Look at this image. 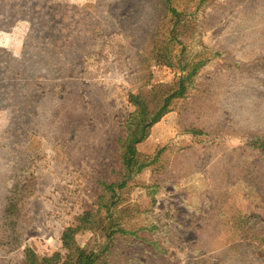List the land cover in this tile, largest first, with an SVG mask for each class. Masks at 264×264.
Here are the masks:
<instances>
[{"label": "rangeland", "instance_id": "374dc122", "mask_svg": "<svg viewBox=\"0 0 264 264\" xmlns=\"http://www.w3.org/2000/svg\"><path fill=\"white\" fill-rule=\"evenodd\" d=\"M185 79L107 192L131 98ZM261 146L264 0H0V264H68L67 228L96 264H264Z\"/></svg>", "mask_w": 264, "mask_h": 264}, {"label": "trees", "instance_id": "16d2710c", "mask_svg": "<svg viewBox=\"0 0 264 264\" xmlns=\"http://www.w3.org/2000/svg\"><path fill=\"white\" fill-rule=\"evenodd\" d=\"M185 80H180L177 86V90L165 99V102L150 113L144 103H142L137 97H132L134 104L137 106L135 114L129 120L126 127V137L122 142V179L117 183L103 184L104 189L114 195L116 190H122L128 179L133 175L139 174L144 168L150 165L149 162L142 159L136 150V146L143 142L148 134L149 129L156 124L163 115L166 114L167 104L174 98H180L186 91ZM264 152V146H261ZM6 215L10 218L12 214L6 212ZM90 215L84 214L79 220V226L85 227L89 225ZM123 230H119L122 232ZM76 230L73 228H67L64 230L61 236V243L63 249L66 251L63 263L68 264H96L98 257L94 253H87L76 246L74 235ZM10 240H13L12 234L7 236ZM61 257L58 253L53 254L50 257H39L31 250H25V258L21 264H59Z\"/></svg>", "mask_w": 264, "mask_h": 264}]
</instances>
